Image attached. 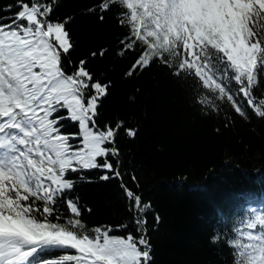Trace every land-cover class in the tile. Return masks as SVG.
Masks as SVG:
<instances>
[{"label":"snow or ice","instance_id":"6c2138e0","mask_svg":"<svg viewBox=\"0 0 264 264\" xmlns=\"http://www.w3.org/2000/svg\"><path fill=\"white\" fill-rule=\"evenodd\" d=\"M57 4L0 6V264H153L150 231L161 218L120 147L139 129L102 117L113 81L94 62L130 59L124 79L163 68L189 85L205 115L227 108L264 118V0H98L89 14L113 12L125 31L113 47L76 59L71 18H55ZM92 170L121 191L128 215L114 226L82 219L75 190L93 182ZM242 223L233 235L246 242L225 240L232 264H264V214L253 210Z\"/></svg>","mask_w":264,"mask_h":264},{"label":"trees","instance_id":"16d2710c","mask_svg":"<svg viewBox=\"0 0 264 264\" xmlns=\"http://www.w3.org/2000/svg\"><path fill=\"white\" fill-rule=\"evenodd\" d=\"M11 2L0 0V6ZM97 2L58 0L54 8L55 18H71L66 28L76 42L73 59L113 47L125 31L113 12L103 20L89 14ZM128 63L130 59L121 63L109 55L97 59L94 70L113 81L102 102V117H119L139 129L134 140L121 139L120 147L125 166L139 178L144 200L151 201L161 218L157 230L150 231L153 264H232L225 240L246 242L233 230L242 233V220L253 210L264 214V118L251 113L241 118L227 108L205 115L189 85L166 69L151 67L124 79ZM225 113L231 121L227 128ZM98 175L86 172L93 182L75 190L84 206L82 219L90 227L114 226L128 213L117 183L98 181ZM149 220L154 223L151 216ZM214 235L220 236L215 244ZM51 255L60 253L53 250Z\"/></svg>","mask_w":264,"mask_h":264}]
</instances>
